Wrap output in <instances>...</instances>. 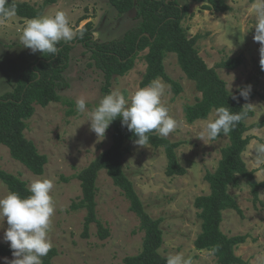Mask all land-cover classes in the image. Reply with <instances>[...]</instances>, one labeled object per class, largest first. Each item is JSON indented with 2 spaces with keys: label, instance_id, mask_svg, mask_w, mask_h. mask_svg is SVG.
<instances>
[{
  "label": "rangeland",
  "instance_id": "374dc122",
  "mask_svg": "<svg viewBox=\"0 0 264 264\" xmlns=\"http://www.w3.org/2000/svg\"><path fill=\"white\" fill-rule=\"evenodd\" d=\"M20 1L38 3L42 0ZM226 2L230 8L225 12L205 10L200 3L188 2L192 14L185 17L182 25L189 35H200L196 42L199 55L209 67L216 68L229 91L242 85L252 86L255 95L246 102L253 111L246 124L252 125L264 121V72L259 71L260 44L253 40L255 17L252 5L255 0ZM57 10L67 14L75 33L84 23L91 21V34L96 42L120 39L138 21L134 9L120 14L107 0H58L43 14H53ZM28 20L17 15L0 18V95L11 91L22 70L42 55L40 52L33 54L19 43V36ZM70 43L72 49L68 66L63 72L67 86L58 90L60 101L46 106L35 104L34 113L27 120L24 130L25 137L47 156L43 173L33 174L13 159L4 145H0V168L20 176L28 187L37 179L52 180L54 187L50 195L55 212L51 218L49 238L56 255L50 264H125V256L141 250L144 232L139 228L138 216L129 208V201L105 170H100L96 178L95 202L97 218L108 228L109 235L100 238L98 227L93 222L89 225L88 236L83 237L86 210L72 208V203L82 197L78 172L110 146L112 137L109 127L104 139H99L90 131L87 114L76 110V98L85 97L86 107L91 110L106 93L102 90L103 75L94 65L89 49L75 38ZM145 53L140 52L128 73L111 79L110 92L118 90L130 99L131 94L141 87L140 81L146 68ZM237 55L242 57V64L238 67L226 69L216 66L221 60ZM164 69L181 86V91L175 94L169 83L158 78L169 86L162 102L180 125L167 139L180 143L175 151L186 173L166 175L167 158L163 147L155 148L150 144L144 147L129 142L124 144L123 170L132 181L147 214L153 219H160L163 238L158 249L160 254L166 257L183 254L191 259V264H215L216 258L211 251L194 246L201 224L194 200L209 193L204 175L207 171H214L220 149L228 140L226 136L213 141L199 138L203 121L214 118V110L205 119L187 122L183 108L194 103L200 93L179 67L175 53L166 54ZM246 134L251 139L242 158L261 186L256 198L244 179L229 187V193L236 199L242 213L240 215L233 209L224 210L220 229L228 236L245 235V242L235 247V254L251 264H264V153L255 150L257 143H264V125L250 127ZM7 193V187L0 181V197ZM7 227L6 219L0 221V244L9 247L10 242L3 240ZM5 257L13 259L12 254L0 256V264Z\"/></svg>",
  "mask_w": 264,
  "mask_h": 264
},
{
  "label": "trees",
  "instance_id": "16d2710c",
  "mask_svg": "<svg viewBox=\"0 0 264 264\" xmlns=\"http://www.w3.org/2000/svg\"><path fill=\"white\" fill-rule=\"evenodd\" d=\"M58 0H42L38 3L28 1L8 0L15 4L16 15L20 18L32 19L42 15L45 9ZM107 0L118 13L123 14L135 10L137 23L127 29L120 39L96 42L92 38L93 24L87 21L76 33L75 39L82 43L91 53L94 65L103 75L102 90L109 94L111 79L123 76L134 66L140 52L146 51L143 59L146 63L140 86L144 87L150 81L162 78L169 83L175 94L181 91V86L174 81L164 69V58L167 53H175L176 60L185 76L195 83L200 97L192 104L184 106L185 118L192 123L205 119L209 113L218 107H228L232 112H240L250 100L255 91L252 89L248 100L239 97V89L229 91L225 81L219 76L215 67H209L199 55L196 47L200 35L188 34L182 25L185 17L192 13L188 2L200 3L205 10L225 12L230 6L226 0ZM59 51L54 54H42L34 59L23 70L11 91L0 95V145L8 148L10 156L22 163L35 175H41L47 156L38 151L35 144L27 139L24 130L27 120L34 113V105L46 106L50 102L60 101L58 90L67 86L63 77L72 49L70 42L61 41L57 45ZM242 64V57L237 55L221 60L217 67L234 69ZM261 73L264 70L259 69ZM232 95L239 97L234 100ZM245 118L227 135L221 133L218 137H227V144L220 149V158L214 171H207L204 179L209 185V193L199 195L194 200V206L199 210L201 221L200 232L194 240L197 249H207L215 256V264H251L234 252L235 247L245 242V235L228 236L220 229L222 213L233 209L241 215L242 211L236 199L229 193V187L244 179L250 186L254 198L257 197L261 183L253 176V171L247 169L242 153L250 142L246 134L250 127H261L264 121L247 125L246 120L252 117L250 108ZM112 141L108 148L101 151L89 164L82 168L77 177L80 180L82 197L72 203V208H84L86 214L83 223L82 236H88L89 225L95 223L100 238L109 235L96 215V178L100 170H105L113 184L117 186L130 203V210L135 212L140 220L139 228L143 230L141 250L134 255L123 258L125 264H166V256L159 252L162 244L160 219L151 218L142 206L132 181L123 170L122 157L124 144L134 143L137 137L126 126H122L120 118L111 122ZM149 143L155 148L163 147L167 158L165 173L167 176L184 175L186 169L177 158L175 149L178 141L161 138L155 132L148 133ZM216 139V140H217ZM0 181L9 191L19 193L21 197L30 195L25 180L20 176L0 168ZM12 254L10 247L0 244V256ZM56 255V249L51 248L47 256L42 258L43 264H50Z\"/></svg>",
  "mask_w": 264,
  "mask_h": 264
},
{
  "label": "clouds",
  "instance_id": "9594fccd",
  "mask_svg": "<svg viewBox=\"0 0 264 264\" xmlns=\"http://www.w3.org/2000/svg\"><path fill=\"white\" fill-rule=\"evenodd\" d=\"M252 12L255 17L253 40L260 44V67L264 70V0H255ZM15 15V4L0 0V18ZM75 37L67 14L57 10L53 14H42L28 20L19 36V43L33 54L40 52L54 55L59 51L57 45L61 41L71 42ZM168 87L160 79H154L138 88L130 99L115 90L103 96L91 110L87 109V101L83 96L76 98L75 106L78 113L87 114L90 131L99 139H104L111 122L120 118L122 126H126L137 137L134 143L145 147L149 143L148 133L155 132L161 138H167L180 126L162 102ZM251 90V85L240 88L239 97L248 100ZM239 97L232 95L234 100ZM250 107V104H246L240 112H232L228 107L215 108L214 118L203 121L199 138L203 140L206 137L213 141L221 133L227 135L247 115L243 109ZM255 150L264 153V143H257ZM53 187L52 180L37 179L30 183V195L27 197H21L13 191L0 197V221L6 219L8 225L3 240L10 242L13 256L11 260L3 258V264H43L42 258L52 248L49 231L55 212L50 195ZM166 264H191V259L185 258L183 254L168 255Z\"/></svg>",
  "mask_w": 264,
  "mask_h": 264
}]
</instances>
